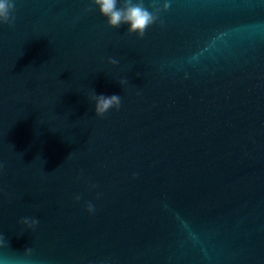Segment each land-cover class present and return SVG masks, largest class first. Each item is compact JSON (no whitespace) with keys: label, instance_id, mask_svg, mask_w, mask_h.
Segmentation results:
<instances>
[{"label":"water","instance_id":"obj_1","mask_svg":"<svg viewBox=\"0 0 264 264\" xmlns=\"http://www.w3.org/2000/svg\"><path fill=\"white\" fill-rule=\"evenodd\" d=\"M165 2L142 39L89 0L0 25V264H264V0Z\"/></svg>","mask_w":264,"mask_h":264},{"label":"clouds","instance_id":"obj_2","mask_svg":"<svg viewBox=\"0 0 264 264\" xmlns=\"http://www.w3.org/2000/svg\"><path fill=\"white\" fill-rule=\"evenodd\" d=\"M94 7H98L100 14L107 19L109 27L118 29L122 25H129L127 32L136 34L142 39L150 26L157 24V22L163 26L162 13L167 12L171 5L165 2L163 8H161L159 0H151L148 6L145 5V0H89V6L85 11L91 12ZM15 13L16 0H0V25H7L10 28L14 27L16 21ZM109 63L116 65L118 61L110 58ZM119 83L124 85L127 80L123 79ZM92 99L96 101L94 110L98 117H104L109 110H119L121 107L120 95H97L94 91ZM2 168L3 165H0V170ZM135 176L136 174H134L133 178ZM92 187L95 188L96 186L92 185ZM75 199L78 201L81 197L77 196ZM87 211L90 214L95 212V207L91 202L87 203ZM21 223L34 229L39 221L26 217L21 220ZM0 243H3V238H0ZM27 251L31 253V249Z\"/></svg>","mask_w":264,"mask_h":264}]
</instances>
